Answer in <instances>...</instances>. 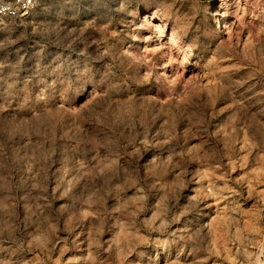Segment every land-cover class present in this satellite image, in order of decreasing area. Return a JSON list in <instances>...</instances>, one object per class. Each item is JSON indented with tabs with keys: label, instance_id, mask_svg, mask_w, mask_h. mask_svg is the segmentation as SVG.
<instances>
[{
	"label": "rangeland",
	"instance_id": "1",
	"mask_svg": "<svg viewBox=\"0 0 264 264\" xmlns=\"http://www.w3.org/2000/svg\"><path fill=\"white\" fill-rule=\"evenodd\" d=\"M0 264H264V0L0 18Z\"/></svg>",
	"mask_w": 264,
	"mask_h": 264
},
{
	"label": "built area",
	"instance_id": "2",
	"mask_svg": "<svg viewBox=\"0 0 264 264\" xmlns=\"http://www.w3.org/2000/svg\"><path fill=\"white\" fill-rule=\"evenodd\" d=\"M35 0H0V18H17L20 13L28 14Z\"/></svg>",
	"mask_w": 264,
	"mask_h": 264
},
{
	"label": "bare ground",
	"instance_id": "3",
	"mask_svg": "<svg viewBox=\"0 0 264 264\" xmlns=\"http://www.w3.org/2000/svg\"><path fill=\"white\" fill-rule=\"evenodd\" d=\"M222 14H223V11L221 10V7L218 6V8L216 9L215 16H216V17H217V16L221 17Z\"/></svg>",
	"mask_w": 264,
	"mask_h": 264
}]
</instances>
